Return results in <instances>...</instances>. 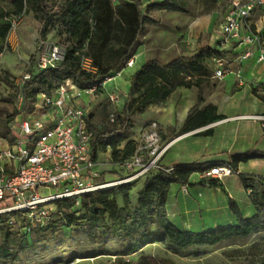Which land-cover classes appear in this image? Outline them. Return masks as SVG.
<instances>
[{
  "label": "rangeland",
  "instance_id": "rangeland-1",
  "mask_svg": "<svg viewBox=\"0 0 264 264\" xmlns=\"http://www.w3.org/2000/svg\"><path fill=\"white\" fill-rule=\"evenodd\" d=\"M109 1L112 12L108 16L102 14L92 40L86 45V57L90 59L93 67L100 66L103 70H110V74L103 78L102 83L107 82L98 92L76 102L77 106L87 111L95 130L113 126L112 120L120 114L127 101L132 75L147 61L159 58L163 62H169L181 55L194 53L204 43L211 42L214 47L219 46V41L212 40V37H217V32L228 11L225 6L226 1L220 6L211 8L212 0H185L190 10L188 14L157 9L147 11L148 4L161 0H141L140 7L145 13L158 20L159 24L146 26L144 34L136 45L135 54L121 65V71L118 72L120 76L117 77L118 73L114 67L127 50V43L133 32L132 16L124 3H132V0ZM202 20L209 21L210 27L204 30V34L197 37L196 34L193 37L192 25L201 23ZM249 21L253 25L257 23L261 29L260 34L264 35V23L260 22L258 15L255 14ZM24 29H27L28 33H24ZM37 29L41 31L42 23L31 15L26 17L23 15L15 19V27L10 31L3 46L5 62L0 74V133L5 132L4 120L7 114L21 107L22 98L18 83L28 74L27 68L31 56L39 52L38 45L41 38L40 35L39 38H35ZM54 34L57 36L56 40L48 43L49 47L61 44L66 48V36H58L57 30ZM236 57L234 52L227 56L230 63L235 62ZM232 78L236 79L229 77L224 80H212L210 86L202 92L205 99L202 104L198 103L196 94L176 91L167 103L154 107L148 114L137 115L134 118L136 124L129 133V139L137 141L138 146L144 145L147 135L153 132L152 130L156 131L160 138L155 145L158 152L170 145L159 161L165 168L177 165V149H184L185 145L190 147L195 161L223 165L232 162L235 153L246 151L251 147L264 149L262 122L254 119L264 114V112L260 113L258 98L264 95V77L263 82L252 83L249 80L244 86H239V81L237 79L234 81ZM236 93V97L233 98ZM115 94L119 96L118 102L110 98ZM185 99L188 100L185 102L187 105L189 102L191 105L196 104L197 101V110L209 103L218 104L225 108L224 118L247 117L250 120L228 121L224 124L217 122L214 126L208 127L213 131L212 136L202 135L206 127L194 133L195 135L186 137L177 145L182 139L179 138L181 124L177 121V106L179 107ZM244 104L251 105L253 112L248 114L241 112L240 109ZM166 117H169V122L165 121ZM154 124L156 128L153 127ZM11 125L16 127V122ZM98 161L102 165L100 183L118 181L131 176L120 166V163L112 160L111 149L107 152H98ZM244 169L251 173L246 176L254 179V188L261 190L264 180V161H252L244 166ZM151 178L152 176L141 177L129 181L134 184L130 193L131 208L137 207L138 192ZM203 180V175H194L186 187L172 186L170 189L166 205L168 215L181 229L201 232L234 224L235 218L229 209V199L238 203L246 217L254 214L250 196L241 194L246 187L239 182L237 174L225 181L228 189L223 183L218 187L203 186ZM117 201L120 207L126 204L123 195H118ZM88 210L89 208L82 204L74 206L68 214L87 218L72 224L56 219L57 223L52 228L32 234L27 239L28 246L24 245L25 237L21 233L11 231L12 239L14 237L18 239L16 242L10 241V245L17 251V258L7 264H123L125 262L135 264L143 256H150L155 261L167 259L175 264H264V232L252 235L243 241H225L209 247H192L181 253H175L163 243L155 241L128 254L123 247L126 243L124 240L103 236L102 233L105 231L103 228L92 226L88 218ZM107 222L111 225V221ZM4 244V232L0 231V246Z\"/></svg>",
  "mask_w": 264,
  "mask_h": 264
},
{
  "label": "trees",
  "instance_id": "trees-1",
  "mask_svg": "<svg viewBox=\"0 0 264 264\" xmlns=\"http://www.w3.org/2000/svg\"><path fill=\"white\" fill-rule=\"evenodd\" d=\"M0 0V52L13 28L15 19L33 13L34 17L42 23L40 31L41 41L47 40V35L57 30L58 36H66L65 59L56 67L40 69L38 66L39 52H35L27 68L30 79L25 76L18 83V90L22 98L21 107L5 117V132L0 136L10 144L15 141L11 124L15 119L34 110L41 93L51 95L62 83L72 80L80 89L93 88L108 77L110 70H103L100 66L96 71L87 72L82 68V59L86 57V45L92 40L96 25L102 18V14L108 16L112 12L109 0ZM141 0H132V3H124L131 13V25L133 32L127 43V50L115 65L116 72H120L121 65L136 52L139 38L144 34L147 25H158L154 19L140 7ZM220 0H212L211 8H214ZM147 11L163 10L188 14L190 12L185 0H162L147 5ZM231 53L220 47L201 46L191 56H180L169 62H163L159 58H153L142 65L131 77L127 101L116 119H113L112 127H104L94 130L92 140L93 156L98 160V152H107L111 149V157L115 163H123L130 159L138 148L135 140L129 139V133L135 128L134 118L145 114L149 108L167 103L179 88H197L198 103L204 102L202 92L212 83L216 69L215 60L224 59ZM27 75V74H26ZM97 89L96 92L100 90ZM264 104V95L258 97ZM222 116L217 115L214 105H207L199 110L196 106L182 127V133L207 126ZM211 130L205 131V136L211 135ZM252 159H264V152L251 150L233 156L230 164L234 171L240 163H247ZM221 163H193L176 165L174 170L168 172L154 170L144 177L152 176L138 192L137 207L131 208L130 193L134 188L131 182L120 184L111 190L94 192L83 196L80 204L89 208V220L93 227L103 228V236H112L124 240V249L128 254L136 252L142 246L159 241L175 253H181L192 247H209L225 241H243L252 235L264 232V180L261 190L254 188V179L244 174H238L249 194L254 214L246 217L240 206L233 200H229V209L236 218L233 225L221 226L201 232H188L177 226L169 217L167 211V199L171 186L178 184L186 186L194 173H202L205 169ZM211 187H218L221 183L215 179H204ZM123 195L125 206L120 207L117 196ZM76 201L65 199L58 202L61 215H57V221H68L69 224L77 223L87 217H76L68 214ZM111 221V225L107 221ZM57 221L39 231H45L54 226ZM0 231L4 232L5 244L0 246V264H7L17 258V251L10 245L13 233L9 229V215L0 216ZM38 232V231H37ZM17 236V234H14ZM31 235L23 237L24 245L28 246L27 239ZM123 264H130L125 262ZM135 264H175L171 260L155 261L150 256H143Z\"/></svg>",
  "mask_w": 264,
  "mask_h": 264
},
{
  "label": "built area",
  "instance_id": "built-area-1",
  "mask_svg": "<svg viewBox=\"0 0 264 264\" xmlns=\"http://www.w3.org/2000/svg\"><path fill=\"white\" fill-rule=\"evenodd\" d=\"M63 0H60L61 4ZM256 13L264 16V0H230L228 13L217 32L223 48L238 41L244 50L239 58L246 60L257 53V63L264 69V36L250 29L249 20ZM13 27H15V22ZM247 30L246 35L242 32ZM38 66L40 69L56 67L65 59V47L39 41ZM257 48L254 51L253 48ZM133 61H131L132 63ZM214 78L223 80L228 62L215 60ZM130 65V63H129ZM4 68V51L0 52V74ZM82 68L94 72L88 57H83ZM120 73L117 74V77ZM25 75V79H30ZM110 80V79H108ZM80 89L72 80L62 83L51 95L41 93L34 110L18 125L19 135L12 144L0 149V216L9 215L10 231L22 236L32 235L47 227L61 215L58 202L73 199L79 205L83 196L106 191L146 176L154 170H163L159 161L168 146L158 152L159 142L154 130L139 145L135 154L120 166L131 174L129 178L100 183L97 161L93 156L94 130L89 125L87 111L76 105L77 100L91 95L102 87ZM118 102V95L110 96ZM262 122L264 114L256 116ZM113 121V120H112ZM156 128V124L153 125ZM168 172L173 167L166 169ZM206 179L220 183L237 174L230 164L215 165L201 173ZM252 192L248 190V194Z\"/></svg>",
  "mask_w": 264,
  "mask_h": 264
},
{
  "label": "crops",
  "instance_id": "crops-1",
  "mask_svg": "<svg viewBox=\"0 0 264 264\" xmlns=\"http://www.w3.org/2000/svg\"><path fill=\"white\" fill-rule=\"evenodd\" d=\"M162 1V0H161ZM227 2V3H225V6L227 7V9H229V2H230V0H220L218 3H217V5L218 6H220V4L222 3V2ZM227 13H228V11L226 12V15H227ZM33 16L34 17V15H33V13H28V14H25V17L26 16ZM226 15L224 16V20H225V17H226ZM256 15H258L259 17H260V22H262V23H264V16L262 15V13H256ZM213 18V17H212ZM36 19V18H35ZM37 20V19H36ZM37 22V21H36ZM208 22L209 21H204L203 22V20L201 21V23H194L193 25H192V27H191V32H192V35H193V37L196 35V37L199 35H201V34H204V30H206V29H208L209 27H210V24L208 25ZM250 22V21H249ZM202 24H204V25H202ZM250 29H252V31L253 32H261V29H260V27H259V25L257 24V23H254V25L253 24H251V22H250ZM43 26V25H42ZM24 31V33H28L27 32V29H24L23 30ZM40 30H38L37 29V31H36V36L37 37H35L36 39L37 38H39V35H40V32H39ZM246 33H247V30H244L243 32H242V34L243 35H246ZM264 36V35H263ZM56 37L57 36H55V34H54V31H52V32H50L48 35H47V42L48 43H50L51 41L53 42L54 40H56ZM212 40H217V42H218V40H219V36L217 35V37L215 38V36H213L212 37ZM233 43H237L238 45H235L234 46V44ZM200 45V44H199ZM203 45H208V46H210V47H214L213 45H212V43L210 42V43H204ZM202 44L200 45V47L201 46H203ZM199 47V48H200ZM217 47H220L221 49H226V50H228V51H230V52H234V54H236L237 55V57H236V60H235V62H232V63H230L229 62V60H228V58L226 57V58H224L223 60H225L226 62H228V70H227V75H226V77L224 78V79H227V78H229V77H236V79L239 81V86H244V84H245V82H248L249 80L253 83V82H263V77H264V69H263V67L260 65V64H258L257 63V53L255 52V54L253 55V56H251L250 58H248V59H246V60H241L240 58H239V55H240V53L244 50V47L243 46H240V44H239V42L238 41H233L230 45H228L227 47H225V48H223V47H221L220 45L219 46H217ZM198 48V49H199ZM254 49V51L255 50H257V48H253ZM198 50H196L194 53H188V54H186V55H184V56H191V55H193V54H195L196 52H197ZM181 56H183V55H181ZM180 57V56H179ZM4 62H5V59H4ZM4 69V68H3ZM223 79V80H224ZM233 79V78H232ZM236 79H233L234 81L236 80ZM213 80H216V78H214V76H213ZM218 80V79H217ZM129 88H130V81H129ZM179 90H181L180 92H183V94L185 93V92H190L191 94H196V99L198 98V93H199V90L197 89V88H192V89H186V88H179V89H177V92L179 91ZM236 95H237V93L236 94H234L232 97L234 98V97H236ZM186 101H188V100H184V101H182L181 102V105L178 107L177 106V121H179V123L181 124V127H180V129H179V133H180V137L179 138H181L182 137V139L181 140H179L178 142H177V145L181 142V141H183V140H185V138L186 137H188V136H192V135H195L197 132H200L202 129H205L206 127V130L205 131H208V130H211L210 128L208 129V127L210 126V125H215V123H225V122H231V121H236V120H243V121H245V120H248V119H237L238 117H233V118H231V119H229V118H224V116H226V111H225V108L223 107V106H221V105H218V104H211V103H209V104H207V105H214V106H216V108H217V115H220V116H222V118L220 119V120H217V121H215V122H213V123H211V124H209V125H207V126H204V127H201V128H198V129H196V130H192V131H189V132H186V133H182V132H180L181 131V129H182V127L185 125V123H186V120H187V118L189 117V115L191 114V112H192V110H193V108L196 106V104H197V101H196V104H190V102H189V104L187 105L185 102ZM190 101V100H189ZM259 102H260V113H263L264 112V104L262 103V101L261 100H259ZM207 105H205V106H207ZM161 106V105H160ZM154 107H157V106H154ZM154 107H151V108H149L148 109V111L146 112L147 114H148V112H149V110H152ZM203 108V107H202ZM241 112L243 111V113H246V114H248V113H251V112H253V110H252V106L250 105H248V104H244V105H242V107H241ZM26 116H27V114H24V115H20V116H18L16 119H15V122H16V127H13L12 125H11V129H12V133H13V135L15 136V139L17 138V136L19 135V130H18V125H19V123H20V121L21 120H23L24 118H26ZM169 117H166L165 118V121L166 122H169V119H168ZM250 120V119H249ZM136 124V123H135ZM205 131H203L202 132V135L203 136H205L203 133L205 132ZM212 131V130H211ZM213 132V131H212ZM212 132H211V135H209V136H206V137H210V136H212ZM195 133V134H194ZM264 134V133H263ZM178 138V139H179ZM10 143L5 139V138H3V137H1L0 136V149H4V148H6L8 145H9ZM187 146V147H186ZM251 150H256V151H260V152H264V149H260V147H251V148H249V149H247L246 151H241V152H238V153H235L233 156H235V155H238V154H242V153H245V152H247V151H251ZM185 151V152H184ZM191 150H190V147L188 146V145H185V148L184 149H177V165H181V164H193V163H199V162H197V161H195L193 158H194V155L190 152ZM255 160H263L264 161V159H252V160H250L249 162H247V163H240L239 165H238V167H236L237 168V170H238V174H244V175H246V174H251L250 172H247L245 169H244V166H246V165H248L250 162H252V161H255ZM97 163H98V165H97V170L99 171V173H101V167H102V165L101 164H99V161L97 160ZM232 162H230V163H228V164H231ZM201 164H203V163H201ZM237 174V175H238ZM194 175H200V176H202L201 175V173H194L191 177H190V179H189V182H190V180H192L193 179V177H194ZM233 177H235V175L234 176H232V177H229V178H227V179H225L224 181H223V184L225 185V188H227V186H226V184H225V181H228L229 179H231V178H233ZM204 179H206V178H204ZM238 180H239V182L243 185V183H242V181H241V179H240V177H239V175H238ZM234 183L236 182V181H233ZM189 184V183H188ZM202 185L203 186H205V185H207V186H209L207 183H202ZM172 186H182V185H178V184H173ZM171 186V187H172ZM187 186V185H186ZM186 186H183V187H186ZM245 187V186H244ZM228 189V188H227ZM232 189L235 191V189H234V186H232ZM237 194H240L239 192H237ZM241 194H247L248 196H249V194H248V190L245 188L242 192H241ZM230 200V199H229ZM238 204V203H237ZM232 213V212H231ZM234 216V215H233ZM250 217V216H249ZM234 218H235V216H234ZM235 222H236V218H235ZM235 224V223H234ZM233 225V224H232Z\"/></svg>",
  "mask_w": 264,
  "mask_h": 264
},
{
  "label": "bare ground",
  "instance_id": "bare-ground-1",
  "mask_svg": "<svg viewBox=\"0 0 264 264\" xmlns=\"http://www.w3.org/2000/svg\"><path fill=\"white\" fill-rule=\"evenodd\" d=\"M253 118H254V117H253ZM237 119H249V118H247V117H243V118H242V117H241V118H237ZM169 147H170V145H169ZM169 147H168V148H169Z\"/></svg>",
  "mask_w": 264,
  "mask_h": 264
}]
</instances>
